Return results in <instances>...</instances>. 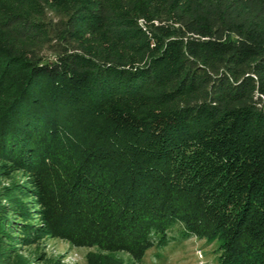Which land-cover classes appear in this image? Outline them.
<instances>
[{
	"label": "trees",
	"instance_id": "obj_1",
	"mask_svg": "<svg viewBox=\"0 0 264 264\" xmlns=\"http://www.w3.org/2000/svg\"><path fill=\"white\" fill-rule=\"evenodd\" d=\"M0 154L54 175L70 238L142 250L177 227L264 264V0H0Z\"/></svg>",
	"mask_w": 264,
	"mask_h": 264
},
{
	"label": "rangeland",
	"instance_id": "obj_2",
	"mask_svg": "<svg viewBox=\"0 0 264 264\" xmlns=\"http://www.w3.org/2000/svg\"><path fill=\"white\" fill-rule=\"evenodd\" d=\"M118 100L124 103L126 99ZM117 103L105 100L101 108L105 111L107 107H116ZM61 153L59 148L53 149L51 158L58 163L63 156ZM34 170L25 160L0 154V214L14 208L6 212L9 213L6 221L16 226L29 225L25 234L13 232L9 226L5 230L16 237L23 235L24 240L7 238L0 225V264H216L218 241L183 237L176 231L177 227L168 231V237L173 238L166 245L153 244L142 250L104 249L85 243L81 237L70 238L54 221L55 212L51 207L54 175L50 173V178L47 180L46 176L44 182L46 173L42 171L43 177H40Z\"/></svg>",
	"mask_w": 264,
	"mask_h": 264
}]
</instances>
